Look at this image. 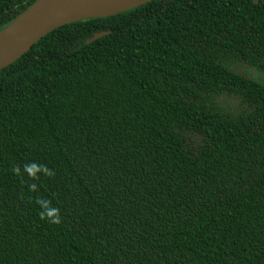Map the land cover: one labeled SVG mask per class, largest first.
<instances>
[{"label":"trees","instance_id":"trees-1","mask_svg":"<svg viewBox=\"0 0 264 264\" xmlns=\"http://www.w3.org/2000/svg\"><path fill=\"white\" fill-rule=\"evenodd\" d=\"M35 1L0 0V32ZM263 79L264 0L42 36L0 70V264H264ZM29 162L54 177L13 172Z\"/></svg>","mask_w":264,"mask_h":264},{"label":"water","instance_id":"water-1","mask_svg":"<svg viewBox=\"0 0 264 264\" xmlns=\"http://www.w3.org/2000/svg\"><path fill=\"white\" fill-rule=\"evenodd\" d=\"M153 0H36L19 15L0 35L22 16L37 9L20 27L0 41V70L27 52L42 36L65 24L88 18L106 17L121 13ZM116 2L117 8L105 13H95L104 4ZM257 2V0H255ZM108 34L107 31L95 33L86 43H91Z\"/></svg>","mask_w":264,"mask_h":264},{"label":"clouds","instance_id":"clouds-1","mask_svg":"<svg viewBox=\"0 0 264 264\" xmlns=\"http://www.w3.org/2000/svg\"><path fill=\"white\" fill-rule=\"evenodd\" d=\"M12 170L17 176L21 177V179H23V174L26 173L33 181L40 180L41 175L49 178H53L55 175V173L46 165L37 162L25 163L23 166V172L21 171L20 166H14ZM27 187L30 192L38 191V186L35 183L29 184ZM35 203L40 208L39 215L42 220H45L52 225L62 224L61 210L59 207L55 206L50 199L37 198Z\"/></svg>","mask_w":264,"mask_h":264},{"label":"bare ground","instance_id":"bare-ground-1","mask_svg":"<svg viewBox=\"0 0 264 264\" xmlns=\"http://www.w3.org/2000/svg\"><path fill=\"white\" fill-rule=\"evenodd\" d=\"M63 1V0H62ZM118 4L116 2H112L109 4H104L99 8V11L95 13H105L113 11L115 8H117ZM37 9L31 10V12H28L20 20H17L14 22L11 26H9L1 35H0V41L4 38H7L11 32L16 31L22 23H24L29 17H31L34 13H36Z\"/></svg>","mask_w":264,"mask_h":264},{"label":"rangeland","instance_id":"rangeland-1","mask_svg":"<svg viewBox=\"0 0 264 264\" xmlns=\"http://www.w3.org/2000/svg\"><path fill=\"white\" fill-rule=\"evenodd\" d=\"M254 76H256V77H257V75H254ZM262 81L264 82V79H263Z\"/></svg>","mask_w":264,"mask_h":264}]
</instances>
